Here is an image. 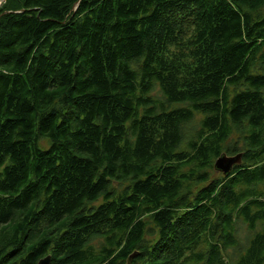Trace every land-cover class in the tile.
Segmentation results:
<instances>
[{
  "label": "trees",
  "instance_id": "trees-1",
  "mask_svg": "<svg viewBox=\"0 0 264 264\" xmlns=\"http://www.w3.org/2000/svg\"><path fill=\"white\" fill-rule=\"evenodd\" d=\"M1 1L0 264H264V0Z\"/></svg>",
  "mask_w": 264,
  "mask_h": 264
},
{
  "label": "water",
  "instance_id": "water-1",
  "mask_svg": "<svg viewBox=\"0 0 264 264\" xmlns=\"http://www.w3.org/2000/svg\"><path fill=\"white\" fill-rule=\"evenodd\" d=\"M241 162V153H236L233 155H228L222 152L213 163V166L216 170L220 171L223 175H228L233 169V166L240 164ZM50 255L42 257L37 264H49Z\"/></svg>",
  "mask_w": 264,
  "mask_h": 264
},
{
  "label": "rangeland",
  "instance_id": "rangeland-1",
  "mask_svg": "<svg viewBox=\"0 0 264 264\" xmlns=\"http://www.w3.org/2000/svg\"><path fill=\"white\" fill-rule=\"evenodd\" d=\"M1 2H2V1H0V3H1ZM214 170L216 171V172H215V175L218 174V172H220V171L216 170L215 168H214Z\"/></svg>",
  "mask_w": 264,
  "mask_h": 264
},
{
  "label": "bare ground",
  "instance_id": "bare-ground-1",
  "mask_svg": "<svg viewBox=\"0 0 264 264\" xmlns=\"http://www.w3.org/2000/svg\"><path fill=\"white\" fill-rule=\"evenodd\" d=\"M1 1V0H0Z\"/></svg>",
  "mask_w": 264,
  "mask_h": 264
}]
</instances>
